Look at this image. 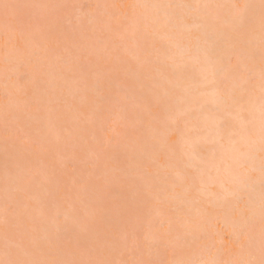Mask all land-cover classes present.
I'll use <instances>...</instances> for the list:
<instances>
[{
  "label": "rangeland",
  "instance_id": "rangeland-1",
  "mask_svg": "<svg viewBox=\"0 0 264 264\" xmlns=\"http://www.w3.org/2000/svg\"><path fill=\"white\" fill-rule=\"evenodd\" d=\"M240 1L232 0L233 4H242ZM7 2L85 6L149 3L148 0ZM207 2L203 0L199 4ZM85 11L95 13L97 10L86 8ZM117 11L129 17L133 12L130 8ZM28 13L37 14V10H28ZM78 15L76 9L61 11L60 27L45 42L47 52L39 54V61L20 55L10 56L7 64L4 47L7 37L0 20V220L4 212L7 157L20 161L32 178L26 189L30 199L15 190L9 194L10 199L28 205L21 228L35 227L43 233L51 227V219L59 215L61 220L67 217L70 232L78 231L73 220L75 208L79 210L80 219L102 239L115 240L121 250L126 246L128 251L138 243L141 245L138 256L161 258L163 249L150 248L148 242L159 235L161 223L171 222L175 228L182 217L175 210L176 205L157 199L155 191L147 189L146 185L155 178L173 183L176 178L173 163L175 159L182 160L178 156L184 146L183 136L193 134L190 129L194 120L190 115L194 110L175 120H167L163 100L154 104L155 94H160L163 80L170 75L167 68L159 72V67L155 68L150 62L153 48L166 47L169 38L164 37L165 33L145 30L133 36L106 16L103 24L92 16L84 24L89 39L81 42ZM196 36L197 33L191 31L182 40L181 48L188 50L184 56L193 53ZM230 60L233 66L237 63L234 58ZM157 78L162 80L155 86ZM6 114L10 130L7 137ZM170 129L174 131L168 137ZM230 135L229 128L224 130L223 140L204 143L197 150L208 155L214 147L223 149ZM141 151L145 154L138 159ZM147 152L154 153L152 159L146 156ZM178 169L184 178L173 187V195L178 197L172 201L183 199V187L194 179L196 187L203 188L198 184L195 169L180 164ZM191 190L188 194L191 209L202 212L200 234L215 247L223 248V258H229L234 250L236 217L228 201L221 208L208 202L211 198H221V186L206 185L207 196H199L194 188ZM98 208L102 210L100 214L85 217V209ZM223 220L230 228L225 227ZM2 243L0 234V248ZM116 258H120L119 252ZM125 258L132 257L126 254Z\"/></svg>",
  "mask_w": 264,
  "mask_h": 264
},
{
  "label": "snow or ice",
  "instance_id": "snow-or-ice-1",
  "mask_svg": "<svg viewBox=\"0 0 264 264\" xmlns=\"http://www.w3.org/2000/svg\"><path fill=\"white\" fill-rule=\"evenodd\" d=\"M94 8L95 13L85 11ZM130 8L129 17L117 10ZM226 8L225 13L214 10ZM76 9L80 24V40L89 36L84 29L85 21L95 16L97 23H104V17L116 22L125 33L138 35L151 30L169 36L170 47L181 49V42L191 34V27L206 28L226 41L233 52H240L239 61L233 66L227 63L217 66L205 59L196 63L199 72L187 83L186 93L211 94L217 115L207 119L213 132L224 139L226 127L231 126L228 137V152L223 158L228 181L222 184L223 198L231 205L236 217L234 250L229 258H223V248H217L200 234L202 212H184L185 204L177 209L181 221L177 227L172 223H161L159 235L148 242L150 248L163 249L161 258L138 256L140 244L128 251L121 250L115 240L102 239L91 227L80 219L79 210L73 208V220L78 231H69L67 217L59 215L50 221L51 227L43 233L35 227H20L22 217L28 213V205L10 199V192L24 193L30 199L27 186L32 178L20 161L7 157L4 163L5 200L3 218L0 220L2 248L0 264H264V0L259 4L244 3L231 5L211 4H57V3H10L0 0L5 36V63L10 56L26 55L39 61L40 53L47 52V39L60 27L62 10ZM37 10V14L28 13ZM112 10V11H109ZM200 10H203L202 12ZM195 11V15L191 13ZM27 13V14H26ZM71 23V20L68 21ZM183 25L185 32H177ZM67 51V50H66ZM179 66L176 56H168ZM178 83L173 84L177 87ZM258 91V95H257ZM206 104H201L202 113ZM221 113L230 117V125ZM8 116L5 115V135H9ZM195 135L201 134L199 124L190 129ZM7 144V141H6ZM197 145L187 143L192 153ZM7 150V149H6ZM185 154H188L186 151ZM101 209L84 210L85 217H95ZM205 241V242H202ZM119 252L120 258H116ZM126 254L132 258H125Z\"/></svg>",
  "mask_w": 264,
  "mask_h": 264
},
{
  "label": "bare ground",
  "instance_id": "bare-ground-1",
  "mask_svg": "<svg viewBox=\"0 0 264 264\" xmlns=\"http://www.w3.org/2000/svg\"><path fill=\"white\" fill-rule=\"evenodd\" d=\"M149 3L147 4H153V3H173V4H192L197 5L199 2H203V0H165L164 2L156 1V0H148ZM232 0H208L206 4L211 5H227L226 2ZM242 4L244 3H253V4H259V0H242L240 1ZM201 12L203 10H200ZM219 13H225L228 11L226 8H220L214 10ZM192 15H195V11L191 13ZM192 32H196V42L193 45V53H191L188 56H184L188 50L181 48L180 50H177L175 47H170V41L167 40L165 43L166 47L160 48V46H156L153 48L152 53L154 54L152 58H150V62L156 66L155 68H158L159 72H162V70H166L167 68L169 72V76H166L163 80L164 87L162 91L157 93L155 91V103L157 104L160 102V99L163 100V105L165 107V112L167 113L166 119L167 120H175L179 116H182L184 114H188L192 110H194V114L190 115V118L194 120V123L199 124L201 128V134L200 135H189L188 133H185L183 136L184 138V146L181 149V152L178 156V158H182L181 161L175 159V162L173 163L175 167L174 174L176 175V178L173 180V183H167L164 181H161L157 178L155 180H151L147 183L146 187L147 189H153L155 192V195L157 199H160L165 204H170L171 202L176 205L175 210L177 211L178 208L181 207V204H185L184 212H187L189 210V204L192 206V201L190 197H188V194L192 192V188H194V191L198 193V195H206L205 193V187L206 185H216L221 186L222 184H225L228 181V176L225 173L224 170V163L223 158L226 156L228 152V144L223 149H220L219 147H214V151L207 154H200L198 152L197 148L200 147L204 143H213L217 142L220 139L219 136H216L213 132L212 124L207 119L210 116L217 115L216 106L211 102V94L209 93L208 96L204 97H193L192 94L186 93L185 88L187 87L188 81L199 72L200 65L196 63V58L198 57L200 62H203L205 59L211 60L214 63H216L217 66H220L222 63H227L229 59L234 58L236 62L239 61L241 57L240 52H233L232 47L223 39H221L218 35H213L209 32L207 38L205 37V32L208 30L206 28H196L194 26H191ZM177 32H185L186 29L183 25H179L177 27ZM156 33V32H155ZM156 35V34H155ZM158 35V34H157ZM172 35L171 33L165 34L164 37H168ZM157 37V36H156ZM190 48V47H189ZM168 56H176L178 59L179 66L174 65L170 59H166ZM159 80H162V78H157L156 82L154 81V85L157 86L159 84ZM178 83L177 87H173V84ZM175 97V98H174ZM206 104L205 110L201 113L199 111L200 105ZM221 115L224 116V119L229 122L231 125L232 122L230 120V117H228L226 114L221 113ZM231 129V126L226 127L225 130ZM174 131V129H170L167 132V136ZM175 138L170 137V141H173ZM220 142V140H219ZM187 143H195L197 145L196 150L194 153L190 151V149L186 148ZM158 145L160 143L158 142ZM188 152V154H185V152ZM145 153L143 151L139 152L138 159L141 158ZM154 153L147 152L146 156L152 159V156ZM184 158H183V157ZM149 161V160H147ZM178 161V162H177ZM150 162V161H149ZM147 162V163H149ZM179 164L183 167L184 165L187 168H193L195 169V172L197 173L198 178V184L203 185L202 187H196L194 184V180L191 181L190 184L183 187V199L181 200H175L172 201L174 198H177L178 196L173 195V187L175 185L181 184L184 178V174L180 172ZM222 188V187H221ZM170 191H172V195L170 194ZM185 196V198H184ZM201 200V198H198ZM209 203L213 207L221 208L223 206H226V200L223 198V194H221V198H211L208 200ZM191 209L193 212L199 211ZM178 212V211H177ZM170 220H167L169 222ZM223 223L225 227L230 228L229 225L226 224V222L223 220Z\"/></svg>",
  "mask_w": 264,
  "mask_h": 264
}]
</instances>
